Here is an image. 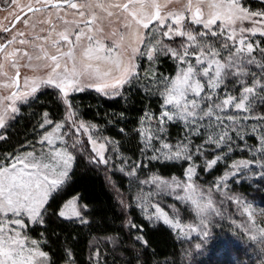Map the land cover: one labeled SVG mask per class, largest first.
I'll return each instance as SVG.
<instances>
[{
  "label": "snow or ice",
  "instance_id": "1",
  "mask_svg": "<svg viewBox=\"0 0 264 264\" xmlns=\"http://www.w3.org/2000/svg\"><path fill=\"white\" fill-rule=\"evenodd\" d=\"M0 12L7 13L5 20L12 18L7 26L0 24V141L10 139L8 129L22 115V108L39 100L44 90H50L52 103L64 107L59 121L43 112L39 127H52L40 137L39 151L31 145L32 151L0 154V264H57L52 253L43 250L48 243L45 233H40V240L29 233L35 226L46 230L57 220L90 225L82 212L89 206L79 204V194L60 202L66 187L75 183L78 157L88 168H103L107 182L115 188L108 175L114 158L108 154V145L121 160L118 170L138 182L131 203L121 196L123 209L134 204L150 225L162 220L181 234L185 229L197 233L199 242L194 248L202 253L214 239L212 226L226 218L225 205L235 204L247 216L244 232L256 262L264 264V208L257 212L245 193L229 185L230 179L236 184L245 182L236 177L264 181V111L260 110L264 105V40L253 39L258 33L264 37V0L256 10L249 0H0ZM12 21L22 22L23 30ZM161 57L175 63L174 75L158 73ZM144 59L148 67L141 76ZM134 83L161 100L159 116L146 111L134 130L143 145L141 154L151 150L149 160L191 162L184 171L185 180L156 173L140 179L141 163L129 165L130 158L119 153L118 141L98 135L97 124L75 118L78 109L70 93L95 89L106 96L123 97L121 89ZM166 123L182 125L183 139L168 142ZM119 131L125 133L124 128ZM232 133L238 140L256 138L258 144L248 147L251 158L233 160L229 171L203 187L195 179V160L207 155L202 151L205 145H215L222 154L206 159L203 169L212 170L233 150ZM82 136L87 137L91 152ZM193 136L204 137L194 150ZM144 185L152 187L145 192ZM165 196L185 208L170 205V218L159 203ZM189 207L194 216L188 218L195 222L182 224V211ZM126 226L137 232L143 229L131 219ZM91 243L111 244L115 252L122 241L118 235H105L99 240L94 237ZM148 247L145 236L137 234L134 255L124 264H146L141 258ZM59 260L77 264L67 246L61 249ZM89 264H101L99 247L90 254Z\"/></svg>",
  "mask_w": 264,
  "mask_h": 264
},
{
  "label": "trees",
  "instance_id": "2",
  "mask_svg": "<svg viewBox=\"0 0 264 264\" xmlns=\"http://www.w3.org/2000/svg\"><path fill=\"white\" fill-rule=\"evenodd\" d=\"M251 6L253 8L260 7V4L254 2ZM261 40L264 38L254 39L256 42ZM143 67H141L142 71ZM157 71L165 76L174 75L175 63L168 57H161ZM143 82L141 81V83ZM123 93V97L106 96L92 90L73 94L70 98L78 109V115L75 118L97 124L100 126L99 135L118 141L119 153L130 158L129 164H132L133 161L141 163L140 176L148 177L156 173L162 177H182L189 165L188 162L149 160L146 153L141 154L140 148L143 145L140 143L138 133L134 131L140 127V118L146 111L154 113L156 116L159 115L161 104L159 96L145 93L140 84L135 83L133 86L125 88ZM52 100L50 90H44V94L39 95V100L31 106L22 108V115L14 126L8 129L10 139L6 142L0 141V154L25 152L32 148L31 145L35 146L39 139L38 135L41 133L39 123L42 122L44 111H48L50 118L54 121L63 118L64 107H57L52 103ZM260 110L264 111V105L260 106ZM121 113L124 114L123 118L120 117ZM247 123L251 125L253 121L249 120ZM120 128H124L125 133H121ZM184 132V129L178 124H166L167 138H183ZM232 135L234 137L232 145L234 152L230 160L241 157V155L238 156V150L242 141L247 143H245L247 153H249V146L258 144L254 136H246L244 140H238L234 133ZM84 143L88 151L91 152V146L86 141ZM243 155L248 154L245 152ZM113 157L115 161L121 163V160L116 158V154H113ZM197 165L199 166L197 171L200 179L202 178L207 183L222 176L226 169V166L220 162L210 171L203 170L204 164ZM74 173L75 183L71 187H66L63 200L60 203L79 194L81 197L79 203L89 206L84 214L86 219L91 222L90 225H80L78 221L73 223L62 220L50 223L46 230L40 226L33 228L32 225H29L30 228H33L29 233L32 238L40 240L42 239L40 233H45L48 243L43 246V250L52 253L57 264H63L59 257L61 249L65 246L72 249L77 264H89V256L96 251L97 247L101 254V264H104L105 260L107 264H124L125 260L134 255L132 249L137 234L144 235L149 241L148 250L141 258L146 261V264H257L252 252L253 245L248 237L233 228L232 225L227 224L226 228L216 229L210 253L208 256H205L204 253L198 256L190 250L185 242L177 238L168 226L163 223L150 225L134 204L127 210L121 207L119 203L121 196L128 203L132 202L134 196V189L128 178L115 171L108 173L115 184L114 188L107 182L103 168L100 170L88 168L85 166L84 160L79 157L74 165ZM244 181L243 184H236L234 181L233 190L245 193L246 196L260 202L264 208V181L246 179ZM89 210H91L90 214ZM128 219L138 226L143 225V229L137 232V229L127 227ZM105 235H118L122 241L121 247L113 252L111 244L99 243L96 245L91 243L94 237L99 240ZM135 247L140 248L141 245L135 243ZM189 251L192 253L191 256L188 254Z\"/></svg>",
  "mask_w": 264,
  "mask_h": 264
},
{
  "label": "rangeland",
  "instance_id": "3",
  "mask_svg": "<svg viewBox=\"0 0 264 264\" xmlns=\"http://www.w3.org/2000/svg\"><path fill=\"white\" fill-rule=\"evenodd\" d=\"M254 2H257L258 4H260V0H249V6L253 9V10H256V9H258L259 7H255V8H253L251 5L254 3ZM245 26H250L249 25V22H245ZM258 37H261L260 36V34L258 33L253 39H257ZM261 38H264V37H261ZM259 58V57H258ZM140 63H141V67L142 66H144L143 67V70L145 69V68H147L148 67V62H147V60L146 59H144V60H142V61H140ZM253 70L254 71H256L257 69H255L254 67H253ZM22 71V75L24 74V71L25 70H21ZM141 76H143V71H142V69H141ZM21 83H22V81H21ZM128 87V85H125L122 89H121V91H123L125 88H127ZM89 90H92V91H95V89H87V90H85V91H89ZM84 92V91H83ZM96 92V91H95ZM79 93H81V92H79ZM96 93H98V92H96ZM73 94H75V93H70V97L73 95ZM99 94H101V93H99ZM102 95H104V94H102ZM159 115H157V117H158ZM50 118V117H49ZM51 119V118H50ZM54 121V120H53ZM154 123V122H153ZM166 124H168V123H166ZM173 124H177V123H173ZM178 125H180V124H178ZM148 126V121H145V127H147ZM51 127L52 126H45V128L44 129H41V133H40V135H38L39 136V139H40V137L44 134V132L45 131H50L51 130ZM180 127L181 128H183L182 127V125H180ZM184 129V128H183ZM64 131H67V128H65L64 129ZM185 131V130H184ZM233 134V133H232ZM99 135V134H98ZM39 139H38V141H39ZM82 139L84 140V142L86 141L87 142V137L86 136H82ZM166 139L168 140V142H170V143H172V144H175L176 142H177V140H179L178 138H176V139H171V138H167L166 137ZM180 139H183V138H180ZM190 139H192L193 140V142H192V146H193V150L195 149V145H197V144H201L202 142H203V139H204V137L203 136H199V137H197V136H193V137H191ZM38 141L35 143L36 145H35V147H36V149H37V151H39V149H40V144L38 143ZM244 143V144H243ZM246 142L245 141H242V147L240 146V148H239V150H238V156L239 155H241V157H239V158H236V159H234V160H239V159H250L251 157L249 156V153H247V146H246V144H245ZM156 146L157 147H159V144L157 143L156 144ZM28 151H32V148L30 149V150H28ZM28 151H25V152H28ZM202 151L203 152H205L207 155L206 156H201V157H198L196 160H195V163H196V165L197 164H204V161L207 159V160H211V159H214L215 158V156L216 155H221L222 153H221V150L220 149H217L216 147H215V145H205L204 146V148L202 149ZM224 152H227V149H224ZM233 152H234V150L233 151H231V152H227V159H221L220 161H218V163L220 162L222 165H224V166H226V169H225V171H229L230 170V168H229V166H230V164H231V162L233 161V160H230L231 158H232V154H233ZM246 152V154H248V155H243V153H245ZM108 154H114V153H112V151H111V146H108ZM146 154L150 157L151 155H152V152H151V150H148L147 152H146ZM189 164L191 163V162H188ZM217 163V164H218ZM121 163H118L117 161H115L114 160V158H113V160L110 162V167H111V172H113V171H115L116 173H118V174H120V175H122V176H124V177H126V178H128L129 179V181H130V183H131V187L134 189V195L136 194V192H137V184H138V182H137V180H135L134 178H129L128 176H126L124 173H121L119 170H118V166L120 165ZM129 164V163H128ZM129 165H131V164H129ZM189 166V165H188ZM199 168V166L197 165V169ZM225 173V172H224ZM149 177V176H148ZM148 177H142V176H140L139 175V178L140 179H147ZM164 178H168V179H170V178H172V177H164ZM176 178H178L179 180H185L186 178L184 177V175L182 176V177H176ZM196 179V181H197V183H199V184H201L203 187H205V188H207L209 185H212L213 184V182L214 181H212V182H209V183H207V182H204L203 181V179L201 178L200 179V177H199V175H198V171H197V177L195 178ZM236 179H244L245 180V178L244 177H236ZM246 180H248V179H246ZM235 180L234 179H230L229 180V185H230V188H232L233 189V182H234ZM152 186L151 185H144L143 186V188H144V191L145 192H147L150 188H151ZM233 191H235V190H233ZM235 192H237V191H235ZM246 199H247V201L249 202V203H251L252 205H253V207L257 210V212L259 211V209L260 208H263V205L260 203V202H256L255 200H253L252 198H250L249 196H246ZM217 200H219V197H217ZM155 202V201H154ZM159 203H160V205H161V207L169 214V216H170V218L173 216V209L170 207V205H173V204H175L178 208H180V209H184L185 208V205H182V204H180V202H178V201H175V199L173 198V197H169V196H165V197H163V198H160L159 199ZM80 204V203H79ZM81 205V204H80ZM225 207L227 208V214H226V218H224V219H218V223L217 224H215V225H213L212 226V235H213V237H215V230L217 229H220V228H226V226H227V224H229V225H232L233 226V228H235V229H237L239 232H242L243 234H244V236H247L246 234H245V232H244V227H245V225L248 223V221H247V216H246V214L243 212V209L242 208H238V206L237 205H235V204H231V203H229L228 205H225ZM138 210L140 211V209L138 208ZM149 211L150 212H155V209L154 208H151V209H149ZM82 212L83 213H85V210H82ZM140 213H141V211H140ZM189 214H191L192 216H194V213H190V207H189V209H188V211H182V219H181V223L182 224H189V223H194L195 221H194V219H191V218H188V216H189ZM141 215H142V213H141ZM143 216V215H142ZM157 223H163V221L161 220V221H159V222H157ZM226 223V225H224ZM167 226V225H166ZM169 227V226H168ZM173 232H174V234L176 235V237L177 238H179L180 240H182L183 242H185L186 244H187V246L190 248V250L192 251V252H194V253H196L198 256H200L202 253H204V255L205 256H208V254L210 253V246H211V244H212V242H213V239L211 240V242L207 245V247L203 250V252L202 253H198L196 250H195V248H194V245L197 243V242H199V237H198V234L197 233H195V232H192V233H187V229H185V234H181L180 232H179V230L178 229H173V228H171V227H169ZM248 237V236H247ZM213 246V245H212Z\"/></svg>",
  "mask_w": 264,
  "mask_h": 264
},
{
  "label": "flooded vegetation",
  "instance_id": "4",
  "mask_svg": "<svg viewBox=\"0 0 264 264\" xmlns=\"http://www.w3.org/2000/svg\"><path fill=\"white\" fill-rule=\"evenodd\" d=\"M7 15V13L5 12H0V24H3L5 26H7L9 24V21L12 20L11 17L8 18V20H5L4 17ZM23 19V17H22ZM12 24L14 25L15 28L23 30V23L22 22H16L12 21Z\"/></svg>",
  "mask_w": 264,
  "mask_h": 264
},
{
  "label": "water",
  "instance_id": "5",
  "mask_svg": "<svg viewBox=\"0 0 264 264\" xmlns=\"http://www.w3.org/2000/svg\"><path fill=\"white\" fill-rule=\"evenodd\" d=\"M16 23V22H15Z\"/></svg>",
  "mask_w": 264,
  "mask_h": 264
}]
</instances>
